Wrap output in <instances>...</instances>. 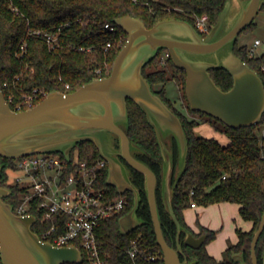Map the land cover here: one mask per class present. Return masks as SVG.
<instances>
[{
	"label": "trees",
	"instance_id": "1",
	"mask_svg": "<svg viewBox=\"0 0 264 264\" xmlns=\"http://www.w3.org/2000/svg\"><path fill=\"white\" fill-rule=\"evenodd\" d=\"M225 4L226 0H0V88L13 109L30 108L52 90L74 91L96 77L110 75L114 61L128 39L125 29L116 23L117 18L138 16L149 28L164 19H183L206 36L217 23ZM203 14L208 15V30L197 26V19ZM106 23L114 24L116 31L107 29ZM255 24L253 21L246 29ZM48 34L56 39L49 41ZM109 41H112V45L106 49ZM23 44L25 50L22 54ZM164 51L168 52L165 48L159 50L144 66L143 73L154 92L180 116L188 138L187 163L172 197L174 213L184 227L181 230L163 201V157L156 131L140 105L131 98L127 100L128 135L143 149L134 150L133 153L158 176L157 199L164 235L169 244L179 251L182 261H196L195 264H243L233 258L234 254H242L245 264H253L252 240L264 214V114L258 123L232 127L208 113L192 109L186 93L187 72L174 63L170 54L163 56ZM234 51L256 69L264 81V53L251 56L249 45H239L237 42ZM209 71L222 90L232 88L234 78L227 68L211 67ZM171 80L182 88L189 111L224 132L230 139L228 144H223L216 137L196 132V127L203 121L198 117H190L175 106L166 89V84ZM67 83L70 87H67ZM35 89H39V94L30 104L26 95L32 94ZM41 90L46 94L41 93ZM56 153L65 159L63 152ZM71 157L73 160L78 158L95 162L103 156L95 143L83 140L75 145ZM13 164L14 158L0 155V165L3 166L0 185L12 188L13 192L4 199L13 205L16 212L23 190L10 181ZM129 168L131 180L139 190L137 214L143 222L127 233L121 231L120 218L133 207L134 193L130 189L121 193L109 184V167L106 166L102 169L101 185L113 197H126L128 205L122 212L102 223L99 229L101 250L109 253L114 263L129 264L125 249L132 239L137 238L142 247L157 256L156 261L145 264H165L152 220L145 175L130 165ZM222 201L240 204L241 216L251 220L253 226L250 230L238 228V241L230 242L225 250V258L218 260L206 248L207 242L215 238L217 231L201 225L200 232L196 233L187 224L184 211L193 203L207 206ZM31 212L37 217L32 228L41 235L42 228L47 225L44 223L43 211L34 204ZM188 231L195 236L207 234L205 243L199 248L187 245L185 238ZM80 248L83 261L79 264H91L86 250ZM256 254L258 263L264 264V230L258 239ZM0 264H4L1 253Z\"/></svg>",
	"mask_w": 264,
	"mask_h": 264
},
{
	"label": "water",
	"instance_id": "2",
	"mask_svg": "<svg viewBox=\"0 0 264 264\" xmlns=\"http://www.w3.org/2000/svg\"><path fill=\"white\" fill-rule=\"evenodd\" d=\"M227 1V0H226ZM243 1V0H242ZM263 0H247L242 3V12L238 19L221 37L215 38L224 16L226 4L216 24L206 36L187 20L164 19L153 27L133 15L116 19L128 33V39L118 53L110 75L96 77L84 83L74 91H50L36 105L24 109H13L0 88V155L17 158L37 152L61 151L70 159L75 145L83 140H90L101 149L94 133L100 129H109L118 136L119 156L126 163L145 175V186L157 236V242L164 254L165 264H184L179 251L167 241L161 223L157 199L158 176L144 161L138 159L133 151L143 150L128 135L129 108L128 98L133 99L146 112L153 125L162 152V136L158 124L151 117L155 114L164 120L179 124L187 143L185 163L179 173L173 169L171 182L173 187L163 185L162 160V195L163 201L178 224L179 230L184 227L176 217L172 206L174 188L183 173L188 156V138L180 116L154 92L150 81L145 77L144 66L154 58L160 49L165 48L174 63L186 70V93L194 110L208 113L232 127L247 126L261 121L264 114V81L259 72L252 68L240 56L233 66L209 65L198 66L186 54L209 53L218 50L224 44L235 40L255 19ZM189 28L187 32L182 27ZM191 39H190V38ZM211 67H225L234 78L229 90H222L212 78ZM126 120L127 126H121L118 120ZM68 143L67 148L60 145ZM163 157V152H162ZM107 159L106 157H104ZM120 158V159H121ZM107 182L114 185L121 193L130 189L134 193L132 209L120 218L121 231L127 233L142 224L132 218L137 213L140 195L139 190L122 187L114 174V164L109 159ZM125 163V164H126ZM126 164V165H127ZM127 165V166H128ZM3 166L0 165V173ZM129 168V166H128ZM130 170V168H129ZM131 176V171H130ZM12 188L0 185V253L4 264H77L83 260L82 251L76 246H56L51 241H44L32 226L35 215L17 214L13 205L4 197L12 193ZM264 230V214L252 240L253 264H259L256 245ZM207 234L195 236L188 231L185 243L195 248L201 247ZM235 260L242 261V254H234ZM196 261H190L195 264Z\"/></svg>",
	"mask_w": 264,
	"mask_h": 264
},
{
	"label": "built area",
	"instance_id": "3",
	"mask_svg": "<svg viewBox=\"0 0 264 264\" xmlns=\"http://www.w3.org/2000/svg\"><path fill=\"white\" fill-rule=\"evenodd\" d=\"M105 26L111 31L117 29L112 23H106ZM197 26L208 30L207 14L198 17ZM55 39L48 34L49 41ZM259 44L261 40L255 39L250 48L251 56L255 55V47ZM111 45L112 41H109L105 48L108 49ZM21 48L23 54L25 44ZM67 87H70L69 83ZM41 93L46 94L42 90ZM38 94L39 89H35L32 94L26 95L27 101L32 104ZM106 166L109 163L104 157L89 162L78 158L73 160L72 157L64 159L56 152H37L14 158L11 168L12 183L23 190L16 213L34 215L31 209L37 204L43 211L44 223L47 224L42 228V234H39L42 240L51 241L56 246H76L80 250L83 247L91 264H126L114 263L110 254L101 250L99 243L102 223L122 212L128 205L126 197H113L101 185L102 169ZM192 206L196 204L193 203ZM125 254L130 259L129 264H145L157 260V256L142 247L137 238L132 239Z\"/></svg>",
	"mask_w": 264,
	"mask_h": 264
},
{
	"label": "rangeland",
	"instance_id": "4",
	"mask_svg": "<svg viewBox=\"0 0 264 264\" xmlns=\"http://www.w3.org/2000/svg\"><path fill=\"white\" fill-rule=\"evenodd\" d=\"M247 0H227L226 1V14L224 19L216 32L215 38L221 37L228 28L238 19L242 12V3H246ZM264 2V0H263ZM255 26L243 30L235 40H231L220 47L218 50L209 53H188L186 56L195 62L198 66L205 67L209 65H225V66H233L232 64L236 62L237 56L235 55L234 47L237 42L239 45L248 44L251 48L254 44L255 39L259 38L261 40V44L255 47V55H261L264 53V4L260 7L255 19ZM183 31L187 32L189 28L182 27ZM190 38V37H189ZM191 39V38H190ZM163 56L167 55L164 51ZM167 95L169 98L174 101V104L177 108L182 110L184 113L188 114L190 117H198L200 119L201 124L196 127V132L198 134L207 136V137H216L223 144H228L226 142L229 138L228 136L213 126L210 122L204 121L203 118H199L198 115L191 113L187 107V102L183 95L182 88L178 86V84L171 80L166 84ZM151 117L158 124V127L162 136V152H163V185L165 190L167 191V187H173V183L171 182V174L173 169L175 172H180L185 163V157L187 153V143L184 137V133L182 132L179 124L164 120L163 118L152 114ZM118 123L121 126H127L126 120L119 119ZM264 133V129H263ZM94 135L96 136L97 143L101 149L104 157L109 159L114 164V174L116 179L119 181L122 187H128L132 189H136L134 186L131 176L130 170L128 166L120 159V147L118 136L115 132L109 129H100L97 130ZM226 142V143H225ZM175 143L177 144V155L175 156ZM63 148H67L69 146L68 143H63L60 145ZM175 167V168H174ZM174 172V171H173ZM13 173H10V181L12 182ZM232 211H229L225 214L219 213L221 218L224 216L231 215L233 218L237 217V219H232L235 224H239L241 220H239V216L237 215L234 208L235 204L232 206ZM235 215V216H234ZM132 218L135 222H140L141 218L138 216L136 212L132 214ZM224 220V219H223ZM201 220H194V224H200ZM202 222V221H201ZM225 222V221H224ZM203 226V225H202ZM232 242V241H230ZM225 258V253L222 259ZM221 259V260H222ZM184 264H191L190 261H186Z\"/></svg>",
	"mask_w": 264,
	"mask_h": 264
},
{
	"label": "crops",
	"instance_id": "5",
	"mask_svg": "<svg viewBox=\"0 0 264 264\" xmlns=\"http://www.w3.org/2000/svg\"><path fill=\"white\" fill-rule=\"evenodd\" d=\"M229 141L230 139H228L226 142ZM233 204L236 205L234 211H236L237 215L239 216V220H241L239 224H235L230 221L232 219L236 220L237 217L233 218L231 215L226 214L224 218H221L222 216L219 215V213L225 214L229 211H232L231 206ZM184 213L187 224L191 226L196 233L200 232L201 228L199 224H194L193 221H197L198 219L202 221H200V224L203 226L217 231L215 238L207 242L206 248L218 260L222 259L230 241L233 243L238 241V228L250 230L253 226V222L251 220H246L241 216L240 204L236 202L222 201L212 203L207 206H191L185 209Z\"/></svg>",
	"mask_w": 264,
	"mask_h": 264
},
{
	"label": "flooded vegetation",
	"instance_id": "6",
	"mask_svg": "<svg viewBox=\"0 0 264 264\" xmlns=\"http://www.w3.org/2000/svg\"><path fill=\"white\" fill-rule=\"evenodd\" d=\"M121 158V157H120ZM121 160L124 162V163H126V161H124V159L123 158H121ZM127 164V163H126ZM128 165V164H127ZM129 166V165H128ZM109 167V166H108Z\"/></svg>",
	"mask_w": 264,
	"mask_h": 264
}]
</instances>
